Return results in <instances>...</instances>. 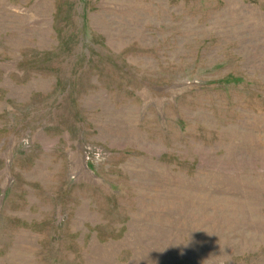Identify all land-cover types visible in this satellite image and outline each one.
I'll return each mask as SVG.
<instances>
[{
	"label": "rangeland",
	"instance_id": "1",
	"mask_svg": "<svg viewBox=\"0 0 264 264\" xmlns=\"http://www.w3.org/2000/svg\"><path fill=\"white\" fill-rule=\"evenodd\" d=\"M0 264H264V0H0Z\"/></svg>",
	"mask_w": 264,
	"mask_h": 264
}]
</instances>
